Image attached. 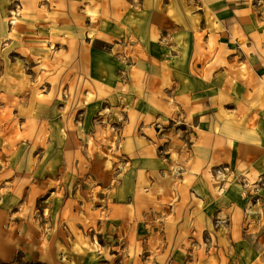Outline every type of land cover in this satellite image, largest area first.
Segmentation results:
<instances>
[{
	"label": "rangeland",
	"instance_id": "374dc122",
	"mask_svg": "<svg viewBox=\"0 0 264 264\" xmlns=\"http://www.w3.org/2000/svg\"><path fill=\"white\" fill-rule=\"evenodd\" d=\"M206 2L189 1L202 44L193 66L182 62L190 52L182 35H151L161 59L179 58L180 75L221 55L217 38L202 29ZM74 3L76 15L67 16L66 0H0V264H264L258 166L250 162L246 173L228 159L201 176L189 171L203 164L194 158L199 129L187 95L175 104L166 94L182 80L166 93L165 82L144 81L159 64L145 63L148 50L134 32L98 39L108 37L110 13L120 20L150 7L146 0ZM231 3L255 19L250 29L264 30V0ZM230 35L226 53L235 64L227 83L234 85L253 69ZM156 87L161 96L147 94ZM196 181L213 200L206 203ZM232 189L244 208L219 204Z\"/></svg>",
	"mask_w": 264,
	"mask_h": 264
},
{
	"label": "crops",
	"instance_id": "0c3cea01",
	"mask_svg": "<svg viewBox=\"0 0 264 264\" xmlns=\"http://www.w3.org/2000/svg\"><path fill=\"white\" fill-rule=\"evenodd\" d=\"M70 1L71 3H69ZM78 1L66 0L68 9L64 10L63 15L75 16L76 14L70 7L75 6L74 2ZM161 1L146 0L145 5L150 7L140 9V11L132 9L120 20H117L115 12L110 13L107 22L108 37H99L98 39H108L110 42L112 37L116 38L117 32L124 31L123 34L126 31L134 32L143 39L148 50L146 54L149 58L145 63L147 65L159 64L157 67L153 66L148 69L143 80L165 82V84L163 83L165 93L167 86H172L171 82L182 80V88H180L181 85L173 86L172 90L166 94L176 98L173 100L175 104L177 97L187 95L189 98L188 107L193 110V124L195 121L199 124L198 126L196 123L193 125L195 129H199L194 131L196 136L194 148L197 151L194 158L203 164L200 170L195 171L189 168V171L199 172L197 175L201 176L205 169L231 159L234 167L242 164L246 173L250 171V162L254 166L257 165L259 178L264 177V43L262 42L264 30L256 32L255 29H250L249 23L253 21V24H256L255 19L250 18V14L247 15L248 13L242 7L237 10H234L233 7L230 8L232 0H207V9L202 15V19L205 17L206 22L202 29L208 28L209 34L217 38V40H213V43L221 55L212 59L207 67L198 65V69L202 70L200 72L193 73V69L188 67L187 75H180L177 68L174 67L180 63L179 58L175 62H171L168 56L161 59L160 48L162 45L158 42L154 43L151 35L155 33L156 36H159L160 31L165 32L161 40L167 39L168 36L178 39L182 35L189 42L190 49L189 58L182 62L185 63L184 65L193 66L192 59L196 58L194 57L195 49L202 45L197 40L196 28L200 26L197 23L198 17L189 7L190 0H167L163 5L160 4ZM247 17L248 19L245 20ZM121 21L124 22V29L118 25ZM238 25L243 34L242 37L236 38L237 32L240 30L236 27ZM228 33L231 34L230 37H235L241 55L245 56V60L250 62L253 69V73L248 76L246 81L237 79L234 85L227 83V68L231 65L230 62L234 63V56L228 58L226 53L227 46L232 44V42L227 43ZM254 33L261 38L260 41L253 36ZM157 38L159 39V37ZM154 60L159 62L156 63ZM210 64L216 65L209 66ZM235 75L238 76L239 72H235ZM151 92L150 94L147 90L148 95L154 97L162 95V89L158 87L151 89ZM231 104H235V106L229 109L228 105ZM242 149L245 151L241 152ZM195 183L201 188L206 203L213 200L209 186L205 187L197 181ZM258 193L264 195V190H258ZM238 197L239 190L232 189L224 194L221 193L220 203H218L221 206L234 204V206L244 208L243 199ZM261 200L264 201V197ZM258 204H254L255 207ZM221 213L223 214V211H220Z\"/></svg>",
	"mask_w": 264,
	"mask_h": 264
},
{
	"label": "bare ground",
	"instance_id": "6f19581e",
	"mask_svg": "<svg viewBox=\"0 0 264 264\" xmlns=\"http://www.w3.org/2000/svg\"><path fill=\"white\" fill-rule=\"evenodd\" d=\"M88 52L89 51L86 52V55H85L86 61H84L83 64H84L85 72H87V74H92V73H95L96 71H95L93 65L90 63V59L88 57Z\"/></svg>",
	"mask_w": 264,
	"mask_h": 264
}]
</instances>
